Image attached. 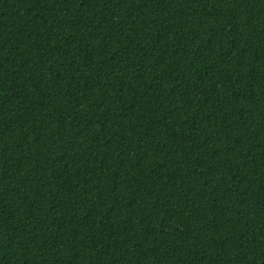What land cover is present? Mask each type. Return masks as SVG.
<instances>
[{
  "label": "trees",
  "instance_id": "16d2710c",
  "mask_svg": "<svg viewBox=\"0 0 264 264\" xmlns=\"http://www.w3.org/2000/svg\"><path fill=\"white\" fill-rule=\"evenodd\" d=\"M0 264H264V0H0Z\"/></svg>",
  "mask_w": 264,
  "mask_h": 264
}]
</instances>
